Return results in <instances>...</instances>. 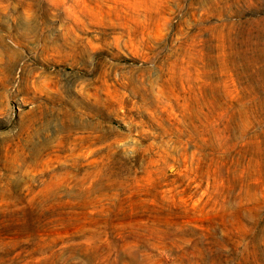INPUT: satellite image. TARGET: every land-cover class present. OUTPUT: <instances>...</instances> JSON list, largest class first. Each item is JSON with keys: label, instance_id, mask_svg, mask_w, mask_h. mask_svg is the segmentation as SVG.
Masks as SVG:
<instances>
[{"label": "rangeland", "instance_id": "rangeland-1", "mask_svg": "<svg viewBox=\"0 0 264 264\" xmlns=\"http://www.w3.org/2000/svg\"><path fill=\"white\" fill-rule=\"evenodd\" d=\"M0 264H264V0H0Z\"/></svg>", "mask_w": 264, "mask_h": 264}]
</instances>
